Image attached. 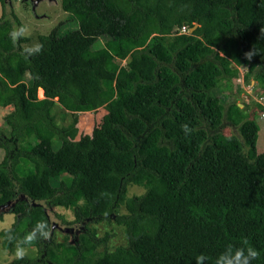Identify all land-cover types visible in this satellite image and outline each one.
Here are the masks:
<instances>
[{"label": "trees", "instance_id": "16d2710c", "mask_svg": "<svg viewBox=\"0 0 264 264\" xmlns=\"http://www.w3.org/2000/svg\"><path fill=\"white\" fill-rule=\"evenodd\" d=\"M60 4L76 29L41 35L39 53L26 51L23 36L13 42V23L0 18V106L14 108L5 117L9 134L0 130V205L24 197L11 208L9 233L23 235L40 219L50 230L33 242L35 258L9 264H195L200 252L214 264L242 238L259 253L252 264H264L256 110L236 101L225 108L223 97L238 92L241 66L245 81L263 77L264 0ZM183 7L187 26L197 27L177 34L186 25L175 15ZM99 47L106 54L90 59ZM56 106L72 114V124L57 125ZM101 109L100 123L80 134L79 115ZM183 123L193 129L188 135ZM129 186L144 193L128 197ZM56 208L72 211L56 213L59 225L85 227L75 243L52 239L48 210ZM101 221L123 226L126 244L110 251L111 234L91 227Z\"/></svg>", "mask_w": 264, "mask_h": 264}, {"label": "rangeland", "instance_id": "374dc122", "mask_svg": "<svg viewBox=\"0 0 264 264\" xmlns=\"http://www.w3.org/2000/svg\"><path fill=\"white\" fill-rule=\"evenodd\" d=\"M37 1V0H34ZM2 9H4L5 13L4 17H9L7 20L12 21L10 14L14 12V14L18 17L19 21L26 27L25 33L22 35L23 37L27 38L26 43L24 44L25 47H31L32 44L39 42V38L41 35H48L54 29H58L60 35L65 34L66 32L76 29V23L73 20H69V14L64 12L60 0H42L38 4L33 5L30 4L27 0H12L11 5L6 4L4 7L0 2V17ZM177 18L184 24H188V15H189V8L183 7L178 9L176 14ZM192 26L191 28H193ZM190 28V29H191ZM191 32V31H190ZM103 44V40L100 41ZM103 47V46H102ZM102 47L95 52H91L89 54L90 59H94L98 55H105L106 52L101 50ZM124 63V62H123ZM240 75L241 77L235 80L234 86L235 89L238 90L237 93H225L223 97L226 101L224 106H228L233 101H239L242 103H246V111L248 113H253L256 110L255 119L260 127L259 137L257 141V151L258 153L264 152V118L261 116L264 113V94L262 92L261 83L264 82V69H263V77L260 81L256 80V73L252 74L249 81H245L243 76L247 73L248 67L241 66L240 68ZM40 90V89H39ZM38 90V98L39 100L44 99L43 96H40ZM235 90V91H237ZM241 90V92H239ZM216 91V90H215ZM215 93H219L216 91ZM261 102L263 106L259 104ZM258 104L262 107L260 108ZM245 106V105H244ZM243 108V106H242ZM54 111L57 112V119L56 123L59 127H67L68 125L73 123V116L71 113H68L61 109L59 106H56ZM4 111L0 108V113ZM6 113V112H4ZM105 113L104 109L99 110L98 112H85L79 115V123L78 128L80 129V134H84L85 132H90L94 126H97L100 123L101 116ZM5 115V114H4ZM3 116V115H2ZM2 123L3 120H2ZM2 123L0 122V128L5 130L7 134H9L10 128L5 125L2 128ZM226 133L234 132L238 135L237 130L231 127H227L225 129ZM29 150H33L32 147H29ZM4 157V151L0 148V162ZM144 193V189L137 187V186H129L128 187V197L131 196H139ZM117 213H125L124 208H120L117 210ZM71 210H65L63 208H56L55 210H48V216L50 217V222H52V232L56 242H66L72 241L71 237L64 227H60L58 225L59 219L58 215H64L65 217L69 218L71 216ZM3 215V219L0 220V264H8L14 259L12 252H9L3 246L4 237H2V232L5 228H10L11 225L15 221V215L12 214L10 211L7 213H1ZM92 228L96 229L98 236L102 237L106 233L111 234V238L108 242V249L110 251L115 250L117 247L126 244V236H125V228L123 226L117 225L115 222L109 221H101L98 223H94L91 225ZM59 228V229H58ZM102 248L99 249L101 251ZM37 255L36 248L34 246L30 247L28 253L26 254L29 258H35Z\"/></svg>", "mask_w": 264, "mask_h": 264}, {"label": "clouds", "instance_id": "9594fccd", "mask_svg": "<svg viewBox=\"0 0 264 264\" xmlns=\"http://www.w3.org/2000/svg\"><path fill=\"white\" fill-rule=\"evenodd\" d=\"M26 31L24 25H12L9 31V36L15 42L18 37L22 36ZM261 33L264 34V29H261ZM43 47L42 43H34L31 47H28L26 51L29 54L39 53ZM254 54L253 51L246 52L244 55L246 58H251ZM181 129L185 135H188L192 128L189 124H181ZM101 196L105 195L104 192L100 193ZM5 238L12 245V254L15 258L21 259L26 256L30 247L33 246V242L39 240H47L50 235L49 225L43 219L37 220L30 230L26 231L23 235L16 236L8 232L5 228ZM259 255L258 251L251 246L246 238H242L238 245L227 244L219 251L214 257V264H252V261ZM195 264H206L209 261V256L205 253H197L194 257Z\"/></svg>", "mask_w": 264, "mask_h": 264}, {"label": "flooded vegetation", "instance_id": "af4514ba", "mask_svg": "<svg viewBox=\"0 0 264 264\" xmlns=\"http://www.w3.org/2000/svg\"><path fill=\"white\" fill-rule=\"evenodd\" d=\"M11 1L12 0H10V2H8L7 4H10L11 5ZM21 1H23V0H21ZM30 4H31V2H29ZM4 7V6H3ZM4 14H7V13H5V11H4V9H2V12H1V17H3L4 16ZM10 16H11V18L13 19L11 22L13 23V24H15V25H17V22H19L21 25H22V23L19 21V19H18V17L14 14V12H11V14H10ZM0 17V18H1ZM9 17H6V19H8ZM0 75H2L1 74V72H0ZM0 108H1V110H3L4 112H6V113H0V122L2 123V120H3V122L4 123H2V128H3V126L5 125V123H6V121H5V117L8 115V114H10L12 111H13V106L12 105H10V106H6V107H3V106H0ZM5 114V115H4ZM3 115V116H2ZM4 124V125H3ZM6 126H8L7 125V123H6ZM8 128H9V126H8ZM0 130L1 131H5V130H2L1 128H0ZM4 133H6V132H4ZM2 149V148H1ZM3 150V149H2ZM4 151V150H3ZM4 155H5V153H4ZM4 158V157H3ZM3 160V159H2ZM2 162V161H1ZM21 196V195H20ZM20 196L17 198V199H14V200H12V201H15V200H17V202H18V200H20ZM23 199H24V197H23ZM16 202V203H17ZM7 204V203H6ZM11 211V210H10ZM13 214V213H12ZM1 215V214H0ZM15 219H16V216H15ZM59 225V224H58ZM12 226V225H11ZM60 227H64L63 229L64 230H66V229H69V230H66V233H68L69 235H70V237H71V240L72 241H68V243L69 244H73V243H75V240L76 241H78V235H80L81 233H82V231L84 230V228L85 227H83L82 225H81V223H79L78 224V226H70V225H66V226H64V225H59ZM59 229V228H58ZM54 233V232H53ZM53 233H52V236H53ZM75 237L77 238V239H75ZM55 242H56V240H55V238H54V236H53V238H52ZM56 243H58V242H56ZM5 248V247H4ZM5 249H7L9 252H11V250H9L8 248H5ZM15 260V259H14ZM13 261V260H12ZM11 261V262H12ZM11 262H9V263H11ZM8 263V264H9Z\"/></svg>", "mask_w": 264, "mask_h": 264}, {"label": "water", "instance_id": "95a60500", "mask_svg": "<svg viewBox=\"0 0 264 264\" xmlns=\"http://www.w3.org/2000/svg\"><path fill=\"white\" fill-rule=\"evenodd\" d=\"M6 3L10 2V0H4ZM29 2H31V4L33 5H36L38 4L40 1L42 0H37V1H34V0H27ZM56 2V0H55ZM197 27V25H195L193 28H191V33L194 31V29ZM239 107L242 108V105H239ZM253 118V116L251 117V119ZM20 199H23V196L21 195L20 196ZM17 200L15 201H9L7 204L5 205H0V214L1 213H7L11 210V208H13V206L16 204ZM66 230H69V229H66Z\"/></svg>", "mask_w": 264, "mask_h": 264}, {"label": "built area", "instance_id": "2783aa9c", "mask_svg": "<svg viewBox=\"0 0 264 264\" xmlns=\"http://www.w3.org/2000/svg\"><path fill=\"white\" fill-rule=\"evenodd\" d=\"M190 31H191V29L187 25H183L182 27L177 28L176 31H174V32H176L177 34H188V33H190ZM262 99H264V98L262 97ZM259 104L261 105L262 103L259 102ZM261 116L264 118V113H262Z\"/></svg>", "mask_w": 264, "mask_h": 264}, {"label": "crops", "instance_id": "0c3cea01", "mask_svg": "<svg viewBox=\"0 0 264 264\" xmlns=\"http://www.w3.org/2000/svg\"><path fill=\"white\" fill-rule=\"evenodd\" d=\"M54 1H55V0H54ZM239 78H240V77H239ZM234 87H235V86H234ZM215 92H216V91H215ZM226 94H227V93H226ZM237 103H238V106H239V105H242V103L239 102V101H237ZM245 104H246V103L243 102V105H242V106L244 107ZM240 108H241V107H240Z\"/></svg>", "mask_w": 264, "mask_h": 264}, {"label": "bare ground", "instance_id": "6f19581e", "mask_svg": "<svg viewBox=\"0 0 264 264\" xmlns=\"http://www.w3.org/2000/svg\"><path fill=\"white\" fill-rule=\"evenodd\" d=\"M43 93H44L43 90L40 89V90H39V94H40V96H43Z\"/></svg>", "mask_w": 264, "mask_h": 264}]
</instances>
